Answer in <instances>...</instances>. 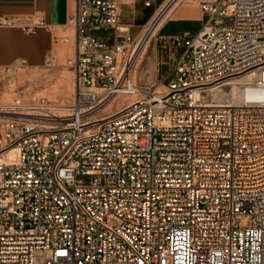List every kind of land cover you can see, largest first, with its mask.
<instances>
[{
	"label": "built area",
	"instance_id": "2783aa9c",
	"mask_svg": "<svg viewBox=\"0 0 264 264\" xmlns=\"http://www.w3.org/2000/svg\"><path fill=\"white\" fill-rule=\"evenodd\" d=\"M125 1L76 0V54L44 64L73 71L68 104L0 95V264H264V0L204 1L202 29L167 39L160 91L135 80L158 16L135 37ZM233 82L238 102L203 98Z\"/></svg>",
	"mask_w": 264,
	"mask_h": 264
},
{
	"label": "crops",
	"instance_id": "0c3cea01",
	"mask_svg": "<svg viewBox=\"0 0 264 264\" xmlns=\"http://www.w3.org/2000/svg\"><path fill=\"white\" fill-rule=\"evenodd\" d=\"M147 1L150 2L149 6L145 5ZM169 1L126 0L121 8L122 24L131 35L138 37ZM75 10L76 0H0V14L16 16L23 24L33 23L42 18L48 25L54 27L53 31L39 28L34 34L25 33L20 27H5L0 30L1 97L7 88L5 69L9 65L24 60L26 67L23 69L34 71L44 67L48 55H53L59 65H64L68 59L75 56V31L70 25ZM205 19L206 16L201 9L194 5L183 4L176 5L162 20L153 35V37L157 35L153 50L158 81L163 80L171 66L166 60L167 39L173 36L187 37L197 34L202 29ZM59 37H68V39L61 40ZM62 69L67 70L63 67L49 69L52 71L51 78L44 81L45 88L42 92L53 98L55 102L69 101V96L73 97L74 94V82L69 85L70 90L68 84L64 82V74L69 81L71 70L58 76V70ZM33 80H38V76H34Z\"/></svg>",
	"mask_w": 264,
	"mask_h": 264
},
{
	"label": "rangeland",
	"instance_id": "374dc122",
	"mask_svg": "<svg viewBox=\"0 0 264 264\" xmlns=\"http://www.w3.org/2000/svg\"><path fill=\"white\" fill-rule=\"evenodd\" d=\"M202 1L213 2L216 0H179L177 5L188 4V5H194L198 7L199 9H201L200 3ZM164 9L162 11H164ZM201 11L204 13L202 9ZM156 36H154L151 42H149L146 54L142 56L141 62L139 63L138 68L135 73V80L137 81V83L142 89L160 88L161 81L157 80V66H156V60H155L154 50H153ZM166 60H168L169 63H171V59L168 58V55L166 56ZM23 68L18 69V71L16 72L15 77H14L15 82H10L8 81V79H6L7 88L4 90V93L1 99L3 101H12L13 99L17 98L21 94V92H25V88H27L28 92H31L38 96H45L48 99L53 100V98L49 97L48 95L42 92L43 89L45 88L44 81L49 77L51 78L50 73H52V71H50L46 67H41L34 71L30 69H23ZM63 73H69V70H64V69L58 70V76ZM69 74H71V78H69V81H68L66 74H64V82L68 84V90H70L69 85H72L74 82L73 72L70 71ZM34 76H38V80L36 81L33 80ZM68 90H67V93H68ZM211 96H212L211 92H209L206 95L205 101L208 103L212 102ZM71 100H72V96L71 97L69 96V101ZM223 101H224L223 102L224 104L232 103L231 99H224ZM114 103L115 101H113L112 103L113 105L108 107L106 111L110 110L114 106ZM159 124H160V121L156 119L155 125H159ZM1 181H2V176H0V182ZM250 221H251V217L249 215H237L234 217V222L238 223L241 227L249 226ZM110 224L113 226L117 225L118 224L117 219H112L110 221Z\"/></svg>",
	"mask_w": 264,
	"mask_h": 264
},
{
	"label": "bare ground",
	"instance_id": "6f19581e",
	"mask_svg": "<svg viewBox=\"0 0 264 264\" xmlns=\"http://www.w3.org/2000/svg\"><path fill=\"white\" fill-rule=\"evenodd\" d=\"M179 0H171L165 7L164 11H162L161 13H159L157 19L155 20V22H153V24L151 25V27L148 28L147 30V34L150 32H153V34L156 32V29L158 28V26L161 24L162 20L169 14V12L175 7V5H177ZM173 3V4H172ZM204 3V1H202L200 3V7L202 8V4ZM149 45V40L145 43V46L143 47L142 53H141V57L144 56L146 54L147 48ZM252 77V75L248 76L246 80H249ZM241 81H243V79H241ZM162 89V87L157 88L158 91H160ZM74 92H75V76H74ZM74 95V94H73ZM211 97H212V102H207L209 105L211 106H224L227 104H224L223 100L224 99H231L232 102H238L239 98H240V93L239 90L235 84V82L230 83L225 85L224 87L215 89L213 91H211ZM71 97V96H70ZM203 98H206V95H203ZM119 97H115L105 108V110L110 107L111 105H113V101H118ZM120 101H123V99H120ZM216 101V102H215ZM70 101H64V102H59L63 105L68 104Z\"/></svg>",
	"mask_w": 264,
	"mask_h": 264
}]
</instances>
